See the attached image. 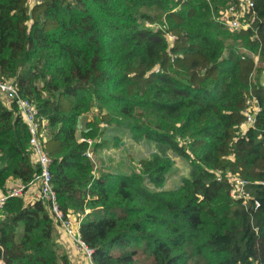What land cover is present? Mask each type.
<instances>
[{
    "label": "trees",
    "instance_id": "trees-1",
    "mask_svg": "<svg viewBox=\"0 0 264 264\" xmlns=\"http://www.w3.org/2000/svg\"><path fill=\"white\" fill-rule=\"evenodd\" d=\"M30 1L0 0V79L36 105L59 208L81 215L95 264H264V0L255 30L238 32L216 21L228 0ZM251 93L262 111L243 133ZM95 107L100 120L82 137L125 125L157 147L141 172L96 175L78 138ZM168 151L190 168L172 190ZM40 174L18 105L0 99V190L14 179L26 193ZM230 175L249 182L247 205L231 197ZM58 225L42 202L8 198L0 259L70 264Z\"/></svg>",
    "mask_w": 264,
    "mask_h": 264
},
{
    "label": "built area",
    "instance_id": "built-area-1",
    "mask_svg": "<svg viewBox=\"0 0 264 264\" xmlns=\"http://www.w3.org/2000/svg\"><path fill=\"white\" fill-rule=\"evenodd\" d=\"M36 2L37 0L30 1L31 4ZM228 2V6L218 12V16L216 17L218 24L231 32L255 30L254 26L258 20L255 0H228ZM167 38L172 41V45L175 43V36L169 34ZM254 59L258 64L259 57H254ZM262 83L264 85V77ZM0 99L6 103H16L21 111L24 122L28 126L33 160L41 167V174L30 184V187H37L34 202H42L44 205L49 206L59 221L58 230L61 240L65 242L70 241L73 245L74 254L69 259L70 264H95L93 260L94 250L83 241L80 234L81 215L76 216L71 213L66 216L59 208L52 184L51 166L53 160L45 147V142L48 139L47 131L41 123L36 105L29 99L22 98L19 95V90L13 80L0 79ZM246 106V122L241 126L243 133L248 128L255 126L257 117L262 111L258 98L252 93L247 99ZM80 141L89 145L85 156L95 162L94 153L91 151L94 139L80 137ZM221 179L222 177L219 175L218 180ZM230 181L232 184L231 197L247 205L252 200V196L248 191L249 182L231 175ZM10 197H25V186L11 187L7 189L6 193L0 190V212H2L7 199ZM258 207H260V203L255 201V208ZM89 212V210H86L85 214ZM1 250L2 248L0 247ZM0 263L4 264L1 259Z\"/></svg>",
    "mask_w": 264,
    "mask_h": 264
},
{
    "label": "rangeland",
    "instance_id": "rangeland-1",
    "mask_svg": "<svg viewBox=\"0 0 264 264\" xmlns=\"http://www.w3.org/2000/svg\"><path fill=\"white\" fill-rule=\"evenodd\" d=\"M169 44L170 46L172 45L171 40H169ZM99 120L100 114L96 107L81 116L78 138L80 139L82 137L81 134L87 131V125L90 122H97ZM101 126L106 127L103 123ZM116 140L122 141L120 146L117 145ZM94 145L100 146L94 152V163L97 168L96 175L97 173H111L114 175L139 173L142 169L140 162L151 159L157 152V147L154 143L133 141L125 125L103 128L98 137L94 139ZM168 155L174 160V166L166 176L164 188L172 190L179 188L183 180L190 176V168L185 158L172 151H168ZM144 185L148 190L156 191L147 179H145Z\"/></svg>",
    "mask_w": 264,
    "mask_h": 264
},
{
    "label": "crops",
    "instance_id": "crops-1",
    "mask_svg": "<svg viewBox=\"0 0 264 264\" xmlns=\"http://www.w3.org/2000/svg\"><path fill=\"white\" fill-rule=\"evenodd\" d=\"M22 185H23L22 182L19 180L9 179V181L7 182V189H10L11 187H15V186H22ZM36 191H37V187H34V186L30 187L26 191L24 198H25V202L27 204H31L34 202V196L36 194ZM23 231H24V228H21V230H20L21 235L23 234ZM58 242H59V245L61 247L62 253L68 257V261H69L71 256H73V254H74L73 245L71 244L70 241L65 242L64 240H61L60 236H59Z\"/></svg>",
    "mask_w": 264,
    "mask_h": 264
}]
</instances>
